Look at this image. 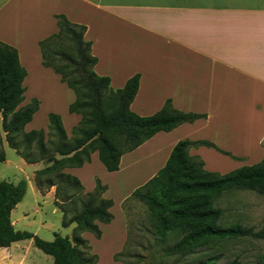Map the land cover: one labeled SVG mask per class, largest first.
I'll return each mask as SVG.
<instances>
[{
    "label": "trees",
    "instance_id": "trees-1",
    "mask_svg": "<svg viewBox=\"0 0 264 264\" xmlns=\"http://www.w3.org/2000/svg\"><path fill=\"white\" fill-rule=\"evenodd\" d=\"M54 19L58 32L38 43L41 65L58 75L60 82L73 92L75 100L68 113L79 115L80 121L70 137L61 118L53 113L47 116V133L41 129L25 132L40 102L33 98L22 105L27 73L19 63L17 51L0 42V124L5 143L24 163H49L35 172L34 185L42 196L54 188V205L62 214V226L74 224L75 228L71 239L54 234L52 242L16 231L11 212L26 194L27 181L21 179L15 185L0 181V248L31 241L34 248L52 258V264H97L98 257L81 235L88 233L100 240L98 225L112 222L113 201L103 198L107 189L98 179L93 191L85 193L79 179L65 171L90 164L91 155L97 153L105 171L116 173L124 155L156 134L206 120L207 115L178 111L170 100L152 116L136 115L130 105L136 97L140 75L135 74L123 88L113 90L109 78L94 72L97 59L91 54V43L84 39L86 27L70 23L63 15H55ZM198 148L240 161L208 140H182L175 144L157 174L130 195L147 206L155 223L151 227L153 234L161 242L170 235L176 236L177 242L167 248L165 255L184 258L209 241L240 237L264 241V227L256 232L240 225L221 227L222 211L217 207L218 198L226 192L246 191L264 197V159L222 175L206 171L201 158L190 156V151ZM4 161L1 150L0 162ZM124 256L122 252L113 255V262H121ZM201 264L214 263L209 260ZM258 264H264V256Z\"/></svg>",
    "mask_w": 264,
    "mask_h": 264
},
{
    "label": "crops",
    "instance_id": "crops-1",
    "mask_svg": "<svg viewBox=\"0 0 264 264\" xmlns=\"http://www.w3.org/2000/svg\"><path fill=\"white\" fill-rule=\"evenodd\" d=\"M55 15L86 27L84 39L91 43V54L97 59L94 72L109 78L113 90L123 88L135 74L140 75L138 91L130 105L136 115L152 116L167 100L178 111L207 115L206 120L184 124L170 133H158L124 156L137 154L147 145L152 147L151 142L156 140L151 154L159 153L155 165L162 163L163 167L177 142L203 140L197 135L198 130L207 131L214 126L216 115L232 108L229 104L256 121V126L264 127V0H0V42L17 51L19 63L27 73L24 102L31 98L40 102L25 132L35 130L32 125L38 115L45 122L48 114L58 115L68 137L80 121L79 115L68 113L75 100L73 92L60 82L58 75L41 65L38 43L58 32ZM37 72L40 87L34 83L33 73ZM183 130L189 133L182 134ZM245 131L249 137L255 135L253 128ZM239 133L248 142L242 128ZM173 134L177 135L173 141L166 139ZM262 138L263 131L256 133V147ZM233 141L244 148L243 140ZM6 146L4 142L2 149ZM204 152L206 148H198L190 156L204 162ZM212 154V161H229L215 151ZM94 158L98 159L97 153L91 155V162ZM241 163L234 168L245 162ZM23 164L31 172L41 170L37 164ZM204 164L206 171L217 173ZM87 166L90 165L65 172L76 177V172ZM31 188L27 182V190ZM10 218L15 229L19 219H14L12 212ZM98 226L101 229L105 225ZM83 238L92 240L90 235ZM22 249L15 242L0 248V256H23Z\"/></svg>",
    "mask_w": 264,
    "mask_h": 264
},
{
    "label": "rangeland",
    "instance_id": "rangeland-1",
    "mask_svg": "<svg viewBox=\"0 0 264 264\" xmlns=\"http://www.w3.org/2000/svg\"><path fill=\"white\" fill-rule=\"evenodd\" d=\"M33 77L36 80L34 83L40 87L39 73H33ZM45 84L47 85L46 82ZM25 89L26 93V86ZM71 95L73 96L72 93ZM31 99L26 102L23 101L22 105L29 103ZM48 106L46 103V107ZM228 107L232 108L216 115L214 126H211L207 131L199 129L197 132V135L203 137L201 139L212 142L222 151L228 152L227 150H229L228 153L235 157L246 156L243 159L238 157L240 161H234L230 158L229 161L219 158L212 161L210 158L214 157L212 154L214 151L206 149V152L202 154L204 162L209 168H215V171L220 174H227L235 170V165L242 164V161L245 162L243 166H248L249 163L256 164L264 159V138L258 147L254 142L256 133L264 132V127L256 126V121H252L245 114L234 110L235 105L229 104ZM32 126L36 127L35 130L41 129L47 133L48 122L44 121L42 115L35 118ZM240 128L243 129L248 142L240 136ZM251 128L255 129V135L249 137L245 130ZM227 129L230 130L227 131ZM181 133L188 134L189 132L183 130ZM176 137L177 135L173 134L167 136L166 139L173 141ZM234 139L243 140L245 142L244 148L234 143ZM4 142V133L0 124V151L3 150L5 154V161L0 162V181L15 185L21 179H25L32 187L29 191L26 190L27 192L19 207L12 211V217L19 219L15 230L32 233L46 242H52L54 234L71 239L75 226H62V214L54 205V188L49 189L44 196L39 194L33 185L34 174L39 170L31 172L32 169L25 167L23 160H20L12 149L7 146L2 149ZM151 143V145L156 146L153 144H156V140ZM152 147L147 145L137 154L124 156L122 166L116 173L106 172L97 158H94L85 170L76 172L78 174L76 177L83 185L85 193L93 191L95 180L98 179L107 189L103 198L113 201V207L110 210L113 220L100 229L102 238L96 240L88 233L82 234L84 236L90 235L92 240L89 241L81 235V238L89 243L92 254L98 257L97 264H116L112 258L113 255L120 252L125 256L117 264H201L203 261L209 260L214 264H258L264 256V241L250 237L209 241L204 246L198 247L194 254L184 258L165 255L167 248L177 242L176 236L170 235L164 242H161L153 234L151 227H154L155 223L147 206L130 198L133 190L147 183L162 167V163L155 165L159 153L152 156ZM37 165L40 169H44L49 163L42 161ZM229 169L233 170L224 172V170ZM142 178L144 179L140 181ZM217 207L222 211L219 222L221 227L230 228L234 225H240L244 228H251L254 232L264 227V197L253 192H226L218 198ZM18 243L19 246L23 247L24 255L10 256L8 259L6 255L2 254L0 264H52V258L34 248L31 241Z\"/></svg>",
    "mask_w": 264,
    "mask_h": 264
},
{
    "label": "bare ground",
    "instance_id": "bare-ground-1",
    "mask_svg": "<svg viewBox=\"0 0 264 264\" xmlns=\"http://www.w3.org/2000/svg\"><path fill=\"white\" fill-rule=\"evenodd\" d=\"M124 166V165H123Z\"/></svg>",
    "mask_w": 264,
    "mask_h": 264
}]
</instances>
